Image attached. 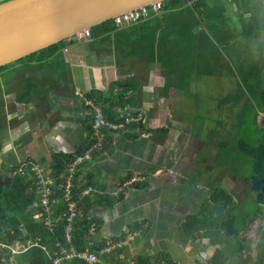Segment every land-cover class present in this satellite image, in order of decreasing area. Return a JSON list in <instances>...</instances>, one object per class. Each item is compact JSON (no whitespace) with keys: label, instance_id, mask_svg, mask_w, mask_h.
Instances as JSON below:
<instances>
[{"label":"crops","instance_id":"0c3cea01","mask_svg":"<svg viewBox=\"0 0 264 264\" xmlns=\"http://www.w3.org/2000/svg\"><path fill=\"white\" fill-rule=\"evenodd\" d=\"M182 1L184 14L162 1L159 11L137 22L114 26L105 35L91 29L86 40L70 41L58 61H27L8 75L0 71L2 175L26 162L48 176L56 156L63 164L72 160L94 138L95 109L138 116L131 121L136 127L129 122L108 129L105 148L79 166L91 175L92 193L101 195L91 212L101 221L97 240L123 241L124 264H200L199 258L222 248L198 235L209 229L207 223L221 221L226 208L212 190L205 192L217 188L206 184L211 163L221 154L219 143L195 135L198 124L201 130L205 125L195 118L193 99L197 91L211 95L224 84L264 78V0ZM24 68L29 73L22 75ZM236 68L244 80L235 79ZM193 175H198L195 185L189 183ZM193 188L200 191L197 203ZM187 192L191 207L184 203ZM213 204L223 205L221 218ZM193 215L204 224L197 233L187 228ZM132 232L138 234L127 244L124 238Z\"/></svg>","mask_w":264,"mask_h":264},{"label":"trees","instance_id":"16d2710c","mask_svg":"<svg viewBox=\"0 0 264 264\" xmlns=\"http://www.w3.org/2000/svg\"><path fill=\"white\" fill-rule=\"evenodd\" d=\"M166 1H169V6L176 7L179 14L185 13L186 9L180 7V5L184 4L182 0ZM114 26L110 19L91 27L90 30L92 29L93 34L99 33V35H105L109 30L115 28ZM98 29L99 32H95ZM58 45V43L53 44L40 50V52H45L46 60L58 61L61 55L59 54L61 47L57 48ZM4 67V65L0 66V71L2 69L4 72ZM28 80L30 81V79ZM261 96L264 100V92L261 93ZM101 111L107 121L114 123L124 121V118L119 117L118 113L111 112V110L108 112L105 108H102ZM90 125L92 131V122ZM127 126L136 127V124L135 122H130ZM102 129L104 131L103 148H105L108 144V138L106 137L109 133L106 126ZM249 149L247 159L250 158L249 160H252L254 163L253 174L261 177L264 176V134L261 135L259 142H256ZM97 153L98 151L93 153V156H96ZM90 161L82 162L81 166H85ZM21 163L11 167L9 173L6 175H2L0 172V259L1 261L4 259L3 264H12L11 260L14 261V264H51L53 257L59 253L57 244H61L62 246H66L67 244L64 234L68 223L72 226V230L70 231L71 245L77 251L95 253L97 256L95 264H124L120 256L121 248L105 250L110 247L107 243L108 241L104 239L97 240L101 234V221L96 217L93 218L91 212L92 208L99 203L101 195L97 197L91 190L86 194L83 193L89 187L88 183H90L91 178L89 173L83 175V170L78 167L71 180L69 188L70 198L75 202L77 214L74 215L71 221H68L66 217L62 216L63 212L67 209L64 193L66 163L64 162L63 164V160L59 159L58 156L53 160V173L51 172L48 175L51 179V184L49 185L51 193L48 196L46 205L42 204L37 184V173L27 165L21 167ZM213 199L225 206L226 213L224 218L222 217L221 221L207 223L210 226L209 229L205 230L202 234L198 233V235L209 237L213 245L222 244V248L217 247L210 262L211 264H224L225 262H229L237 251L240 250L241 252L242 244L239 243V231L246 229L248 223L259 215L246 213L245 217L242 218L243 220L237 224L236 220L242 213L240 216L236 214L239 208L235 205L232 197L228 193L222 192L218 195L213 194ZM209 211L211 212V209ZM260 213L264 217V210H261ZM195 217L196 215L191 216V219L195 222L190 220L187 228L197 233L199 226H204V224L200 225ZM47 221H50V223H47ZM263 234H261L256 244L255 264H264ZM18 245H23L24 248L18 249L19 252L15 251L16 253H12L13 247L16 249ZM64 264L87 263L80 258H71L65 260Z\"/></svg>","mask_w":264,"mask_h":264},{"label":"rangeland","instance_id":"374dc122","mask_svg":"<svg viewBox=\"0 0 264 264\" xmlns=\"http://www.w3.org/2000/svg\"><path fill=\"white\" fill-rule=\"evenodd\" d=\"M163 4L165 6H169L170 3L169 1H164ZM112 36H114V39L115 37L121 38V36ZM106 38H111V36L109 35ZM96 40L99 41L100 37H97ZM70 41L74 43L78 40L71 36L69 39L63 40L62 42L58 43L59 45L57 48L68 44ZM202 49L203 51H205L206 46L204 45ZM27 60L30 64L44 60L49 61L46 60L45 52L37 51L21 59H18L17 61L5 64V71L2 72L3 75H6L8 69L15 68V66L19 65H24ZM48 64H51V62L49 61ZM19 69L20 68H18L17 70ZM29 69L30 68H24L22 75H25V73H29L25 71ZM17 70H14L15 74L18 72ZM229 71L230 73H232L234 70L232 67H230ZM235 71L236 80L245 79V76H243V74L239 72V68H236ZM28 76L30 75H26L24 78L25 85L27 87L29 86ZM258 79L262 80L263 82H254L252 84L241 82V84L239 83L240 86L238 83H236V86H232V83L224 84L221 87L219 86L218 91H214L213 93H211V95H204L200 91H197L193 99V105L196 109V111H194V115L196 116L195 118L197 120H201L202 118L205 125V128L201 130V125L198 124V131H194L195 135H197L196 133L203 135L206 143H219L217 147H220L221 154V156L217 158L215 162L211 163L212 171L210 170V176L206 184L208 187L212 186L211 188H217H207L205 189V192L212 190L213 194L218 195L221 193L220 188H225L226 191L231 194L235 203L239 207L238 212L236 211V214L240 216V214L242 213L241 216L236 220L237 224H239L243 220L242 218L245 217L246 213H255L256 215H259L258 219L256 217L248 223L246 229H242L239 231V243L242 244V248L245 246V244L248 247L243 248L241 252L240 250L237 251L234 257H232L233 262H231L230 264H255L254 259H252L253 257H255V245L259 241L260 236L264 230V217L263 215H260L262 214L260 213V211L264 210V205H261L257 202L255 203L256 200L253 199L252 192H249L248 190L246 191L244 189V186H247L248 178L254 172V163L252 160H249L250 158L247 159V152L248 150H250L249 148L251 146H253L256 142H259L261 135L264 134V100L261 96V93L264 92V78L259 77ZM3 81L4 79L1 80V84L5 85ZM197 85L200 86L201 84ZM205 85L207 86V84ZM8 98L10 100L11 97ZM207 125L209 126V128L207 127ZM207 164L208 166L210 165L209 163ZM215 165L223 170L225 176L221 178V175L220 177L217 175V171L214 168ZM218 177L221 179H219ZM196 178H198V175H193V178L189 183L195 185L197 181ZM226 179L229 180V184L226 183ZM190 191L192 195L196 193V195L193 196V198L195 199L194 203L199 202L200 191L195 189L193 191ZM184 203L191 207L189 192H187V197L184 200ZM223 215L224 214L221 213L217 214L219 218H221V216ZM137 234V232H132L130 235H126L124 240L127 242V244L131 243V241L136 237L135 235ZM107 241V243L110 245V250H113L114 248H121L122 251L123 241H111L110 239ZM23 248V245H18L16 249L13 247L16 252H19L18 249ZM193 248V256L196 257V255L198 256V250L196 251V249H198V246ZM120 254L124 258L125 254H123V252H120ZM3 260L1 261L0 259V264H3ZM199 261H201L200 264H211V262H208L209 260L205 261L203 258H199ZM11 262L12 264H14L13 260H11Z\"/></svg>","mask_w":264,"mask_h":264},{"label":"water","instance_id":"95a60500","mask_svg":"<svg viewBox=\"0 0 264 264\" xmlns=\"http://www.w3.org/2000/svg\"><path fill=\"white\" fill-rule=\"evenodd\" d=\"M156 0H4L0 2V66L69 39L112 17ZM166 1V0H158ZM250 190L264 205V176H250ZM222 204H213L219 213ZM226 264H230L227 262Z\"/></svg>","mask_w":264,"mask_h":264},{"label":"built area","instance_id":"2783aa9c","mask_svg":"<svg viewBox=\"0 0 264 264\" xmlns=\"http://www.w3.org/2000/svg\"><path fill=\"white\" fill-rule=\"evenodd\" d=\"M162 8V1H153L144 6H139L137 8L129 9L124 11L114 17L111 18L113 24L118 27L126 24H131L137 22L143 18H146L151 12H157ZM77 40H86L90 37V29L83 28L79 31H76L73 36ZM138 120L137 115H125L124 121L114 123L107 121L101 111V109H95V113L93 114L92 120V128H93V136L94 138L90 141L89 145L84 147L80 152H78L75 157L66 162V184L64 186L65 198L67 201V209L63 212L62 216L66 217L68 221H71L74 215L77 214L76 205L73 200L70 198V184L71 180L77 170V168L81 165L82 162L91 160L93 153L99 151L103 148L104 145V131L102 128L106 126L108 129L116 130L123 126L125 123H129L133 120ZM26 162L21 163V167L26 166ZM20 170V169H19ZM33 170V168H32ZM37 173V184L38 189L41 194L42 204L46 205L48 202V196L51 193V179L40 172V170H34ZM91 190L90 187L83 191L84 194L88 193ZM120 190V189H119ZM50 223V221H47ZM72 226L70 223L66 226V231L64 234L66 246H62L61 244H57L59 247V253L57 256L53 257L51 264H64L65 260L71 258H80L86 261L87 264H95L97 262V256L95 253L91 252H79L74 246L71 245V234ZM111 249L106 248L105 250ZM16 250L12 249V252Z\"/></svg>","mask_w":264,"mask_h":264},{"label":"flooded vegetation","instance_id":"af4514ba","mask_svg":"<svg viewBox=\"0 0 264 264\" xmlns=\"http://www.w3.org/2000/svg\"><path fill=\"white\" fill-rule=\"evenodd\" d=\"M253 174V173H252ZM251 174V175H252ZM259 177H261V176H259ZM226 181V183L227 184H229L230 182H229V180L228 179H226L225 180ZM244 189L247 191H249L250 192V177L248 178V183H247V186H244ZM228 194H230L229 192H227ZM253 195V194H252ZM253 199H255V196L253 195ZM263 234V233H262ZM263 237H264V234H263Z\"/></svg>","mask_w":264,"mask_h":264},{"label":"clouds","instance_id":"9594fccd","mask_svg":"<svg viewBox=\"0 0 264 264\" xmlns=\"http://www.w3.org/2000/svg\"><path fill=\"white\" fill-rule=\"evenodd\" d=\"M90 29V28H89ZM214 246V245H213ZM214 248H215V246H214ZM208 249H210V247H208ZM213 255V254H212ZM212 255L210 254V255H207L205 258H203L205 261H207V260H209L210 261V259H211V257H212ZM133 264V263H132Z\"/></svg>","mask_w":264,"mask_h":264}]
</instances>
